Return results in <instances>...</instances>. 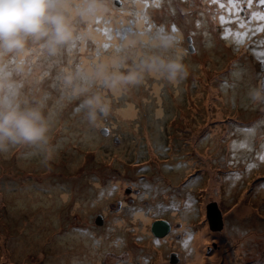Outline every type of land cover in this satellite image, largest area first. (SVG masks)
<instances>
[{"label": "rangeland", "instance_id": "374dc122", "mask_svg": "<svg viewBox=\"0 0 264 264\" xmlns=\"http://www.w3.org/2000/svg\"><path fill=\"white\" fill-rule=\"evenodd\" d=\"M106 3V12L74 21L75 38L56 55L29 42L25 52L3 57L19 102L41 105L49 117L52 151L0 154V264H109V255L122 264L124 242L153 250L131 264L159 254L164 264H222L233 246L227 236L253 250L242 260L260 250L256 261L264 264V105L247 96L264 81V32L256 31L264 20L231 13L241 8V16L246 0ZM249 7L264 12L256 0ZM161 27L177 36L164 54L180 55L189 69L178 85L145 74L117 93L92 77L104 56L123 58L118 71L126 73L160 51L152 42ZM131 39L142 43L129 47ZM78 70L74 84L88 89L81 95L64 83ZM96 93L112 110L94 124L83 101ZM211 202L221 211L218 231L206 221ZM161 219L172 223V233L154 239L150 226ZM202 228L197 258L193 242Z\"/></svg>", "mask_w": 264, "mask_h": 264}, {"label": "clouds", "instance_id": "9594fccd", "mask_svg": "<svg viewBox=\"0 0 264 264\" xmlns=\"http://www.w3.org/2000/svg\"><path fill=\"white\" fill-rule=\"evenodd\" d=\"M107 10L106 0H78L76 3L73 0H0V154L21 148L52 151L49 117L41 105L28 106L19 102L18 86L11 79L12 73L3 57L25 52L29 42H42L48 54L54 56L75 38L77 18L90 21ZM138 43L142 41L131 39L128 46L135 47ZM152 43L160 51L144 56L136 68L120 72L123 58L113 57L98 64L91 72L92 77L117 93L125 86L139 84L145 74L165 79L172 85L186 79L189 69L183 58L164 54L176 45L177 36L161 27ZM17 71H23V66H17ZM79 78V70L69 71L64 76L65 85L72 88L75 95L88 91L74 84ZM247 96L252 103L264 105V81L249 87ZM83 104L88 120L94 124L112 110L110 102L99 93L87 96ZM48 159L46 155L45 162Z\"/></svg>", "mask_w": 264, "mask_h": 264}, {"label": "bare ground", "instance_id": "6f19581e", "mask_svg": "<svg viewBox=\"0 0 264 264\" xmlns=\"http://www.w3.org/2000/svg\"><path fill=\"white\" fill-rule=\"evenodd\" d=\"M90 48V47H89ZM104 58L107 60V59H109V58H107V57H105L104 56ZM111 58H113V57H111ZM224 110L225 111H227L228 110V108H226V109H219L218 111H217V115L219 116V115H222L223 113H224ZM74 168V167H73ZM49 175H51V174H49ZM41 175H39L38 177H40ZM36 178V180H40V181H44V180H46L47 179V175L45 174L44 175V177L42 178V179H39V178ZM63 197H66V196H64V195H62ZM77 205V204H76ZM76 205H74L75 207H76ZM250 206V205H249ZM77 208V207H76ZM81 208V211L84 213L83 214V216L82 217H85L84 219L86 220V217H87V213H88V210H85L84 208H82V207H80ZM249 208V207H248ZM80 210V209H79ZM243 212H245V210H243ZM242 212V213H243ZM82 215V214H81ZM242 215V214H241ZM43 226V225H42ZM20 234V233H19ZM204 234H205V230H204V228H202L201 230H199V232L195 235V238H196V240L193 242V244H194V249L195 250H198V253L197 254H195V255H197V258L199 257L198 255H199V253H200V255H201V249H200V244H201V242L204 240L203 239V237H204ZM1 236V238L3 239L4 238V234H1L0 235ZM21 236V238H22V234L20 235ZM32 235H29V238H32L31 237ZM133 238H134V236H132ZM20 238V239H21ZM227 238H229V239H231L232 241H233V246L231 247V252H229L228 253V255L227 256H224L225 257V259L226 260H224L223 262H222V264H253V263H256L257 261H259L260 260V258H261V254H260V250H259V252H257V255H255V257H249L248 256V258L247 259H244V260H242V258H240V256H241V254H243L245 251L246 252H248L247 251V249H245L246 248V246L243 244V245H239V244H237V243H235V239H236V237L235 236H227ZM254 241V240H253ZM255 242V241H254ZM138 243V242H137ZM143 243V242H142ZM149 243V242H148ZM250 243V242H249ZM242 244V243H241ZM121 245V248L122 249H125V254H124V262L122 261V264H131V263H129V260H130V262L132 261V257H137L138 259H140V262L142 263V261H143V259L146 257V255H152L153 254V250L151 249V250H149V249H147V254H145L146 252H141V251H137L138 249H140V248H143V246H141V244H136V243H130V244H128L127 242H124V243H121V244H119V246ZM29 245H26V247H28ZM145 250V249H144ZM62 251H66L65 249H62ZM54 252V251H53ZM67 252V251H66ZM55 253H57L56 254V256L54 257V258H56L57 257V259L59 260H63V256L59 253V252H55ZM252 253H253V250L251 249V252L249 253L248 252V254L249 255H252ZM52 256H54V255H52ZM217 256L218 255H216V257H214L213 258V260L214 259H216L217 258ZM141 257V258H140ZM144 257V258H143ZM162 255L161 254H159V256H156L153 260H151V262H149V264H154V263H156V264H164V263H162L161 261H162ZM113 258V259H112ZM118 258H122V257H115L114 255L112 256H110L109 255V257L107 258V259H109V262H110V260L112 259V261L109 263V264H112V262H113V260H118ZM143 258V259H142ZM145 260V259H144ZM257 260V261H256ZM119 261V260H118ZM140 263V264H141ZM146 264V263H145ZM257 264H258V262H257Z\"/></svg>", "mask_w": 264, "mask_h": 264}, {"label": "water", "instance_id": "95a60500", "mask_svg": "<svg viewBox=\"0 0 264 264\" xmlns=\"http://www.w3.org/2000/svg\"><path fill=\"white\" fill-rule=\"evenodd\" d=\"M189 45L188 50L192 51L193 46L190 43L191 38H187ZM103 132V130H101ZM205 215H206V221L208 224V228L213 231H218L222 229L223 220L221 216V211L218 208L217 204L215 202H211L206 205L205 208ZM169 230V223L166 220H156L152 223L150 226L151 233L156 237H162L164 236ZM171 259L175 257L174 254H171Z\"/></svg>", "mask_w": 264, "mask_h": 264}, {"label": "snow or ice", "instance_id": "6c2138e0", "mask_svg": "<svg viewBox=\"0 0 264 264\" xmlns=\"http://www.w3.org/2000/svg\"><path fill=\"white\" fill-rule=\"evenodd\" d=\"M252 2H253V0H247V4L249 6H251ZM259 3L261 5H264V0H259ZM251 17L252 18L259 17L260 19L264 20V12L253 11V12H251ZM221 19H223V17H221ZM256 31L264 32V26L257 28ZM240 35H241L240 33H237V37H239ZM259 158L261 160H264V155H261ZM248 167H249V169H251L253 167V165L250 164V165H248ZM237 178H239L238 174H237ZM262 186H264V185H262ZM190 239H191V233L188 234V242H190ZM185 247H187V242L185 244Z\"/></svg>", "mask_w": 264, "mask_h": 264}, {"label": "flooded vegetation", "instance_id": "af4514ba", "mask_svg": "<svg viewBox=\"0 0 264 264\" xmlns=\"http://www.w3.org/2000/svg\"><path fill=\"white\" fill-rule=\"evenodd\" d=\"M257 1V4H260L259 3V0H256ZM243 6L245 7L244 8V11H241V16H240V14H239V11L241 10V8H237L236 10H234V11H231V13L233 14V13H235V12H238V15H239V17L237 18V19H239V18H243V19H245V17H246V12L247 11H249L248 12V18H246V20H250L251 19V12H253V11H256V10H254V9H252L251 7H249V5L247 4V0H246V4H244V5H242V8H243ZM263 9H264V5H263ZM257 12H260V11H257ZM243 13V14H242ZM226 27H229V25H228V23H226ZM167 222L169 223V227H170V229L168 230V232L164 235V236H166V235H169V234H171L172 232H171V225H172V223L171 222H169L168 220H167ZM151 232V231H150ZM169 233V234H168ZM164 236H162V237H164ZM153 237H154V239H157V238H161V237H156V236H154L153 235Z\"/></svg>", "mask_w": 264, "mask_h": 264}]
</instances>
